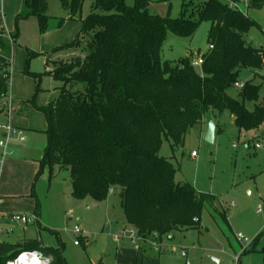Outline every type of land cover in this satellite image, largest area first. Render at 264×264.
Instances as JSON below:
<instances>
[{"label":"trees","instance_id":"obj_1","mask_svg":"<svg viewBox=\"0 0 264 264\" xmlns=\"http://www.w3.org/2000/svg\"><path fill=\"white\" fill-rule=\"evenodd\" d=\"M82 1L62 0L72 13L81 10ZM231 1L248 2L253 10L264 7V0L192 1L197 8V19H192L184 17L185 3L182 17L171 18L152 13L149 0H135L133 6L127 0H95L79 35L53 51L73 50L77 55L66 62L47 58L51 67L45 74L62 86L56 101L38 108L48 124L38 177L44 168L51 176L55 169H69L72 197L78 200L104 202L119 188L125 220L145 240L198 229L207 207L220 213L214 195L175 181L176 169L160 150L164 140L177 149L209 112H230L240 131L264 136V99L253 110L246 106V100H258L259 87L245 83L238 99L228 93L242 70L264 66L263 49L245 41L256 22L230 8ZM23 7V16L34 14L45 26L47 0H23ZM204 21L211 26L200 71L190 55L177 62L163 59L169 33L190 39ZM3 31L0 108L10 95L16 42ZM27 73L40 81V74ZM223 219L228 223L225 214ZM16 247V253L0 257V264L24 250H40L51 264H66L62 243L44 247L39 239H27ZM261 253L264 258V247Z\"/></svg>","mask_w":264,"mask_h":264},{"label":"rangeland","instance_id":"obj_2","mask_svg":"<svg viewBox=\"0 0 264 264\" xmlns=\"http://www.w3.org/2000/svg\"><path fill=\"white\" fill-rule=\"evenodd\" d=\"M149 1L152 13L171 18L182 17V6L185 3L187 12L184 17L197 19L196 5L190 4L192 1L197 4L203 0ZM18 4V0H13L11 7L3 8V13L0 12V30L6 31V27H9L16 40L9 93L15 97L13 124L26 130L28 144L23 147L13 143L11 150L14 154L7 156L6 160H35L34 156L44 152L48 144V124L38 108L56 101L60 96L59 87L62 86L45 74L47 58L66 62L77 55L73 50L53 51L71 43L79 35L82 21L92 13L95 0H83L81 10L76 13H72L70 7H65L62 0H47L48 21L43 27L38 16L32 14L26 17L21 14L24 7L21 13H12L11 8ZM127 4L133 6L135 0H127ZM239 6L257 24L245 35L246 43L264 51V7L261 10L249 9L248 2H240ZM99 13L105 14L102 11ZM210 26V22L204 21L190 39H181L169 33L162 48L163 59L177 62L190 55L193 60H197V55L202 56L209 50ZM62 37L68 42L43 50L47 45L61 41ZM197 70L200 71V67ZM28 71L40 74V81L30 76ZM239 81L259 87L258 100H246L247 108L253 110L255 103H261L264 99V66L259 70H242ZM228 93L238 99L240 90L233 87ZM16 99L19 100L16 102ZM19 106L21 110L17 114L15 110ZM206 116L212 118L216 127L213 142L205 139V117V123L192 127L177 149L174 150L164 140L160 155L174 165L177 183H188L200 192L214 195L220 213L207 207L200 229L174 231L171 239L167 236L163 238L161 250L153 245L151 239L142 242L139 264H264L261 253L264 247V147L259 151H255L254 147L259 143L264 146V139L257 138L256 131H240L230 112L221 115L209 112ZM5 120L0 115V123ZM2 154L0 146V160ZM10 165L12 162L5 167L6 177L5 173L3 177V167L0 179V186L7 190L0 193L1 200L10 202L7 208L9 214L5 216L30 213L24 212V209L31 200L36 205V199L30 198L34 186L41 210V222L40 226L25 229L12 223L9 227L0 223V250L27 237L41 240L45 247L56 248L62 243L66 264H116L117 250L121 248L122 242L128 240L124 238L116 242L115 237L120 231L130 228L125 222L119 188H114L104 202H97L91 197L78 200L72 197L69 169H55L51 176L49 168H44L39 177L37 173L32 178L31 175L28 177L32 170L30 166H24L20 171L11 169ZM69 212L73 214V219L68 217ZM223 214L230 228L224 223ZM76 226L84 232L87 245H75L71 231ZM9 228H13L14 232H8ZM238 234L250 241L251 245L246 246L245 250L237 239ZM183 252L187 253V257H183Z\"/></svg>","mask_w":264,"mask_h":264},{"label":"built area","instance_id":"obj_3","mask_svg":"<svg viewBox=\"0 0 264 264\" xmlns=\"http://www.w3.org/2000/svg\"><path fill=\"white\" fill-rule=\"evenodd\" d=\"M229 7L242 12L239 6V2L237 1L229 2ZM1 36L2 34L0 33V37ZM7 36L10 37V34H7ZM212 48L213 47H210V49ZM203 62H204L203 57L200 56L197 58V60L193 62V65L195 67H200L203 64ZM244 87H245L244 81H237L235 83V88L239 90L243 89ZM1 110H2L3 115H5L7 121L6 123H3V124L0 123V130L3 133L1 140H0L1 141L0 146L3 149V154L0 160V179H1L2 168L4 166L7 156L12 155L14 153V151L11 150L12 144L13 143L25 144L27 141V135L25 131L21 128L16 127L14 124H12L14 104L11 98L4 100V102L1 105ZM254 147L256 151H259L263 149L264 146L263 144L259 143V144L254 145ZM192 155L195 156V153H193ZM232 206H235V205L232 204ZM68 217L70 219L74 218L73 214L70 212L68 213ZM10 219H11V223L14 226H20V227H25L30 224L39 222V218L37 214H34V213L12 215L10 216ZM12 231H13V228L8 229V232H12ZM71 233L73 234L75 238L74 243L76 246H80L83 244L87 245L85 244V241L87 240V238L85 237L84 232L78 226H76L71 231ZM121 237H129V239H131V241L136 245L140 244L142 241H145V239H142L138 231L133 227H130L129 230L120 231V234L117 236V238H121ZM152 238L158 240L159 235L154 234ZM237 238L243 245L244 250L246 246L251 245L250 241L243 235L238 234ZM148 240L150 239H147L146 241ZM154 245L157 248L161 246V244L159 243H155ZM183 256H185V252H183ZM51 262H52L51 258L47 257L40 250H24V251H21L15 258H13L12 260H9L6 264H51Z\"/></svg>","mask_w":264,"mask_h":264},{"label":"crops","instance_id":"obj_4","mask_svg":"<svg viewBox=\"0 0 264 264\" xmlns=\"http://www.w3.org/2000/svg\"><path fill=\"white\" fill-rule=\"evenodd\" d=\"M19 1V4H18V6H15L14 8H11V10H12V13L13 12H19V13H21L20 11L22 10L21 8L23 7V0H18ZM12 2H13V0H0V3H1V5H0V7H1V12L3 13V8H8V7H11L10 5L12 4ZM70 21V20H69ZM68 21V22H69ZM4 33H6V34H10V35H12V30L11 29H9V27H6V31H5V29H4V31H3ZM64 42H68V40L67 39H64L63 37H62V40L61 41H59L58 43H55V44H53V45H47L48 47H45L43 50H49V49H51V48H53L54 46H58V45H60V44H63ZM58 44V45H57ZM53 50V49H52ZM53 59V58H52ZM14 60V59H13ZM46 66H47V71L48 70H50V67H49V65L47 64V62H46ZM9 97H11V99L12 100H14V96H12V94H10L9 95ZM14 97V98H13ZM19 99H16V102L18 101ZM13 104H15V102L13 101ZM24 105H27L26 103H24ZM16 106V105H15ZM20 108L18 109V107H16V109L17 110H15V113L17 112V114H18V110H21V106H19ZM1 109V108H0ZM0 115L1 116H3L5 119H6V117H5V115H3V113H2V110H0ZM14 115V114H13ZM233 117V116H232ZM233 120H234V118H233ZM6 121L7 120H5V122L4 123H6ZM201 123H205L204 122V120L201 122ZM200 123V124H201ZM3 124V123H2ZM12 124H13V117H12ZM25 130V129H24ZM204 130H205V128H204ZM26 131V130H25ZM2 135H3V133H2V131L0 130V140H1V137H2ZM260 135H261V132H257V138H259L260 137ZM259 139H261V138H259ZM262 139H264V136L262 137ZM28 144V138H27V141H26V143L25 144H21L23 147H25L26 145ZM256 151V150H255ZM14 154V153H13ZM12 154V155H13ZM29 155V154H28ZM42 155H43V152L42 153H39V154H37V155H35L34 156V158H36L35 160H31V159H29V160H23L22 158L21 159H13L12 158V160H6L5 162V167L7 166V164H10L11 162H12V165H10L9 167L11 168V169H13V168H15V169H19L20 171H22L23 170V168H24V166H30V168L32 169V170H30L29 171V173H28V177L31 175L32 176V178L33 177H35V174H37L39 171H40V165H39V160L41 159V157H42ZM31 157H32V155H31ZM20 163H23L24 165H21ZM4 167V166H3ZM5 167H4V172H3V168H2V172H3V177H4V173L6 172V170H5ZM2 172H1V176H2ZM7 176V174L5 173V177ZM30 186H31V182L29 183V185H28V188H30ZM33 188H34V186H33ZM33 191H34V189H33ZM1 192H7V190L6 189H4L3 187H1L0 186V193ZM30 198L32 199V198H34V199H36V205L34 204V200H31V202L28 204V206L24 209V212H30V213H34V214H37V216H38V218H39V222H37V223H34V224H30V225H28V226H25V227H21V229H25V228H28V227H30V226H40V219H41V210L39 211V207H38V200H37V197H33L32 196V193L30 194ZM8 203H10L9 201H7V200H1V197H0V221H2V222H0V223H4V224H6V226H11V219H10V216H5V214H9L8 213V210H7V208H8ZM36 207H35V206ZM125 222H126V220H125ZM127 223V222H126ZM225 223V222H224ZM128 224V223H127ZM229 228H230V226H229V222L228 223H225ZM201 225V224H200ZM129 226V225H128ZM130 227V226H129ZM20 228V227H19ZM17 229V228H16ZM198 229H200V227L198 228ZM190 230H193V229H190ZM184 231H188V230H184ZM14 232V231H13ZM12 232V233H13ZM174 233V231L173 232H171L169 235H164V236H161V237H159L158 238V240L157 239H154V238H152L151 240H152V242H153V245L155 244V243H159V244H161V246H159V249L161 250V247H162V244H163V238L164 237H169V239H171L172 237H171V235ZM124 238H126V243L125 242H122L121 243V248L119 249V250H117V254H116V264H139V255H140V253H141V248H140V244L142 243V242H147L146 240L145 241H142L140 244H138V245H136V244H134L132 241H131V239H129V237H121V238H117V236L115 237V240H116V242H120L121 241V239H124ZM27 239H30V240H34V239H31V238H27V237H23V239L21 240V241H17L18 243L17 244H9L8 245V247H6V249H4V250H0V257H6V256H9V255H11V254H13V253H16L17 252V245H19L20 243H23L24 242V240H27ZM238 239V238H237ZM129 243V244H128ZM132 245L135 247V249H134V247H132ZM155 246V245H154ZM45 247V246H44ZM156 247V246H155ZM157 249V248H156ZM182 255H183V253H182ZM183 257H187V253L185 252V256H183ZM216 262H219L218 260L216 261Z\"/></svg>","mask_w":264,"mask_h":264},{"label":"water","instance_id":"obj_5","mask_svg":"<svg viewBox=\"0 0 264 264\" xmlns=\"http://www.w3.org/2000/svg\"><path fill=\"white\" fill-rule=\"evenodd\" d=\"M206 118H207V131L205 134V139L206 141L211 143L214 140V134H215L216 127L210 116H206Z\"/></svg>","mask_w":264,"mask_h":264}]
</instances>
